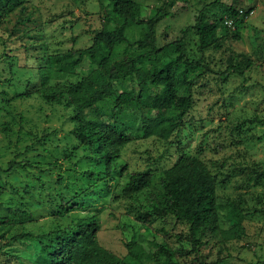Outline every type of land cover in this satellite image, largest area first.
Instances as JSON below:
<instances>
[{
    "label": "rangeland",
    "instance_id": "374dc122",
    "mask_svg": "<svg viewBox=\"0 0 264 264\" xmlns=\"http://www.w3.org/2000/svg\"><path fill=\"white\" fill-rule=\"evenodd\" d=\"M138 1L142 3L144 17L149 18L168 0ZM169 1L175 3L169 11L176 16L159 24L160 45L185 32L190 59L202 61L212 70L196 86V106L185 117L180 135L173 137L175 144L156 136L134 138L118 159L117 166L121 170L124 167L123 171L116 170L115 178L108 177L105 181L104 165L88 159L86 156L93 155L92 150L80 146L81 140L75 133L77 121L71 109L37 95L11 102L15 103L14 113L0 111V166L8 168L13 160L25 164L30 161L33 166L27 164L9 175L0 174V186L7 188L0 197V204L12 208L7 212L15 225L7 233L8 238L25 231L40 234L51 230L62 193L65 202L75 200L88 207L86 211L76 209L65 213L62 222L69 225L77 215L100 213V243L121 257L130 259L127 243L134 241L138 243L136 247L146 246L151 251L155 243L167 244L177 264L264 262V0ZM231 6L255 12L239 21L237 33L227 32L224 27L220 29L221 48L201 52L199 36L192 30L194 15L206 8L210 19H220L227 15ZM26 7L27 12L22 15L27 20L31 18L29 27L43 29L51 52H64L74 46H90L93 31L102 26L111 5L110 0H29ZM19 17L20 13H14L3 31L8 48L0 40V57L7 51H14L12 54L19 57L18 71H22L20 66L27 64L23 42L20 39L14 42L9 35L18 22L20 24ZM139 36L140 33L132 39ZM123 56L124 49H121L117 59ZM251 61L254 64L250 65ZM230 63L246 70L245 76L231 74L222 78ZM2 68L0 63V75L7 79L8 73ZM88 68L85 67L86 73L90 72ZM199 73L201 69L196 70V75ZM30 74L21 73L12 80L15 85L21 83V93L27 90L28 78H33L31 87L40 84L38 73ZM102 107L110 113L113 103ZM19 114L24 118L20 140ZM123 118L136 126L141 121L139 112L131 110ZM6 124L7 132L3 129ZM131 132L136 137L135 131L131 129ZM182 154L198 156L205 161L218 175L220 197L230 198L241 206L246 215L241 239L225 240L234 221L229 212L223 210L220 228L201 231L198 235L204 244L201 253L186 254L185 250H193L189 225L177 224L170 216L165 219L144 215V221L133 211L132 205L138 202L122 194L131 174L149 171L153 175L152 186L139 195L141 203L138 205L159 202L165 193L164 172ZM91 170L95 175L91 176ZM4 232L6 228L1 225L0 235ZM8 244L11 253L1 252L0 264H32L41 250L37 239L13 238ZM143 261L156 264L148 256Z\"/></svg>",
    "mask_w": 264,
    "mask_h": 264
},
{
    "label": "trees",
    "instance_id": "16d2710c",
    "mask_svg": "<svg viewBox=\"0 0 264 264\" xmlns=\"http://www.w3.org/2000/svg\"><path fill=\"white\" fill-rule=\"evenodd\" d=\"M28 2L0 0V40L8 48L3 31L8 28L12 15L20 13L21 25L18 22V26L9 35L10 40L16 42L20 39L23 42L27 55V64L20 66L23 69L21 72L18 71L19 57L12 54L13 50L9 49L13 52L7 51L0 57L2 70L8 73L7 79L0 75V111L14 113L15 103L11 102L35 95L71 109L77 121L75 133L81 140L80 146L92 150L93 155L86 156L88 159L104 165L105 181L108 177L115 178L116 170L123 171L124 167L121 170L117 166L118 159L124 147L134 138L156 136L175 144L173 137L180 135L185 117L196 106V86L212 70L202 61L190 59L185 32L160 45L159 24L164 19L176 16L169 11L175 5L173 1H166L158 7L154 16L148 18L144 17L142 3L138 0H110L111 7L102 26L93 31L92 44L82 48L74 46L64 52H51L43 29L29 27L31 18L27 20L22 15L27 12ZM184 8L187 9L186 6ZM252 10L242 17L239 9L231 6L225 17L214 20L210 19L206 8L199 10L194 15L192 30L199 36L201 52L221 48V39L218 37L220 29L224 27L227 32L237 33L239 21ZM227 19L234 20L236 29L228 25ZM138 33L140 36L132 39ZM121 49H124V56L117 59ZM87 66L90 71L88 73L84 71ZM197 69H201V73L196 75ZM29 72L30 75L38 73L40 84L31 87L33 78H28L25 84L27 90L21 93V83L15 85L12 80L15 81L21 73L25 76ZM231 74L243 77L246 70H242L238 64L230 63L222 78ZM63 77V80L57 81ZM111 103L113 109L110 113L103 110V104ZM128 110L139 112L141 121L138 126L133 121L128 123L124 120L123 115ZM19 119L20 140L24 132V118L21 114ZM3 129L6 132L9 130L7 124ZM131 129L137 134L136 137L131 134ZM26 162L33 166L32 162ZM27 164L23 161H10L8 168L0 166V174L9 175L19 166ZM90 173L91 176L95 175L92 170ZM61 179L64 180V177L61 176ZM152 181L153 175L149 171L133 173L124 185L122 194L138 202H133L132 208L144 221V215L165 219L170 216L176 219L177 224L189 225L193 250H185L186 254L201 253L204 244L198 235L201 231L218 230L223 210H227L230 219L234 221L225 240L243 237L241 231L246 215L234 200L220 197L218 175L200 157L180 155L178 161L164 172L163 198L159 202L153 201L151 205H138L141 203L139 195L151 188ZM6 191V187L0 186V197ZM60 194L62 200L58 205L55 226L40 234L25 231L8 238L7 233L15 226L8 215L12 208L0 204V226L6 228V232L0 235V253L10 254L8 241L21 238L37 239L40 243L41 250L32 259V264H145L143 260L146 256L156 264H177L173 260L174 252L167 244L155 243L151 251L146 246L136 247L138 243L131 241L127 243L130 259L104 247L99 240L102 230L100 213L77 215L69 225L64 224L62 216L65 213L70 214L76 209L86 211L88 207L75 200L65 202V197Z\"/></svg>",
    "mask_w": 264,
    "mask_h": 264
},
{
    "label": "built area",
    "instance_id": "2783aa9c",
    "mask_svg": "<svg viewBox=\"0 0 264 264\" xmlns=\"http://www.w3.org/2000/svg\"><path fill=\"white\" fill-rule=\"evenodd\" d=\"M246 12H247V11L244 10V9H239L240 16H244V15L246 14ZM254 12H255V10H252V11L249 13V15L254 14ZM227 23H228V25H229L231 28L236 29L235 22H234L233 19H227Z\"/></svg>",
    "mask_w": 264,
    "mask_h": 264
}]
</instances>
